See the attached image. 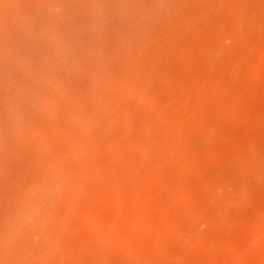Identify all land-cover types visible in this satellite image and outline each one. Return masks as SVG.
<instances>
[{
	"label": "bare ground",
	"instance_id": "1",
	"mask_svg": "<svg viewBox=\"0 0 264 264\" xmlns=\"http://www.w3.org/2000/svg\"><path fill=\"white\" fill-rule=\"evenodd\" d=\"M0 264H264V0H0Z\"/></svg>",
	"mask_w": 264,
	"mask_h": 264
}]
</instances>
